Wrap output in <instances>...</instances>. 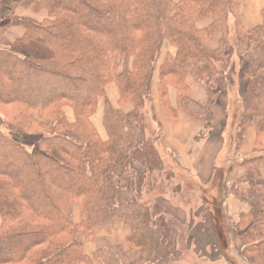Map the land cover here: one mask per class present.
<instances>
[{
  "label": "trees",
  "instance_id": "1",
  "mask_svg": "<svg viewBox=\"0 0 264 264\" xmlns=\"http://www.w3.org/2000/svg\"><path fill=\"white\" fill-rule=\"evenodd\" d=\"M7 1L9 14L0 25V264H176V225L146 198L155 190L149 178L167 172L157 114L174 123L183 112L208 127L220 86L229 91L241 80L228 57L230 19L235 46L247 45L248 74L231 126L234 151L248 126L255 142L254 155L237 163L229 195L245 208L234 226L238 258L264 264V6L260 24L245 30L236 0L0 4ZM206 19L207 26L197 27ZM15 27L23 33L9 40L5 34ZM215 35L217 48L209 52ZM187 78L204 90V105L190 98ZM109 84L116 86L118 108L105 98ZM101 98L105 140L91 121ZM127 105L131 110L124 112ZM147 107L158 132L148 131ZM37 109L46 123L35 120ZM117 221L128 231L127 248L145 252L142 263L119 245L99 248L90 258L74 239L78 230L89 240L94 228ZM215 238L228 246L226 234Z\"/></svg>",
  "mask_w": 264,
  "mask_h": 264
},
{
  "label": "crops",
  "instance_id": "2",
  "mask_svg": "<svg viewBox=\"0 0 264 264\" xmlns=\"http://www.w3.org/2000/svg\"><path fill=\"white\" fill-rule=\"evenodd\" d=\"M236 1L242 27L245 30H250L258 26L261 22L260 11L264 4L253 9L252 6L249 7L247 0L246 2L242 3H240L242 0ZM17 13L21 16H29L28 13L22 10H18ZM208 23L209 22H205L204 24L200 25V27H205L208 25ZM22 33L23 31L21 28L15 27L9 29L5 36L9 40H14L20 37ZM218 39L219 36L216 35L207 44L206 48L209 52H213L217 48ZM243 47L244 46H241L240 48L246 50V47ZM154 85L155 83L152 86V97L155 104L157 95L155 89L156 86ZM186 85L189 90L190 98L197 104L204 105L206 102V96L202 87L199 86V84L196 83L192 78L186 79ZM225 89V87L219 89V93L222 92V94L218 96L216 103L212 107L207 128L204 127L203 122L193 120L183 112L179 113L177 121L174 123L167 121L161 117V115L157 114V122L161 129V136L158 144L159 153L162 155L161 159L165 164L168 159L172 158L173 160H171L174 162L175 167L174 170H172V173L174 174V171H179L181 174H183V176L194 181L197 187L196 192L199 193V195L196 196L199 198L197 205L202 207H200L198 213L194 215V219L203 217L205 220H210L211 223H209V221L203 222L205 226L201 227V229L193 226L186 228V220L193 218L192 213L194 212V206L192 203L194 202L188 204L187 206H183L179 202L170 201L167 199L166 195H159L156 198L154 197L152 200H154L162 209H164L169 214L170 218L175 219L176 221L178 220L180 223L184 222L181 227L186 228V230L189 232V235L192 236V248H194V246L199 247L205 252L210 249V246L212 247L217 245L215 238L216 234H226V236L231 234L233 224L236 222L239 214L244 212L245 208L242 206V204H240L233 197L220 193V191H224V185L227 184L226 180H228L230 177L231 180L236 175V163L244 158L254 155L255 131L252 127L248 126L246 128L240 149L237 152L234 151L236 157L235 155L234 157L229 156L227 164L221 162L223 156L222 152L228 146L227 133L230 132L231 126V124H229L230 119L228 118V106L226 101L227 92L223 91ZM109 91L111 92L109 93ZM105 95L111 106L113 108H118V93L116 87L111 85L106 86ZM169 99L170 102L174 104L175 92L173 90H170L169 92ZM102 105L100 106L98 101V108L95 113L96 115L97 112L99 114L98 118H100V127L102 125ZM126 107L129 106H125L123 111L129 112L131 109L129 108L127 111H125ZM95 114L94 116H96ZM93 117L91 119L92 123ZM101 139L105 140L106 135L105 138L101 137ZM262 142L264 144V135L262 137ZM234 162L236 163L234 164ZM216 171L224 172V175L226 176L223 180L224 184L222 182L214 184L216 183ZM259 171L260 180L264 183V159L259 163ZM221 183L222 189H220L219 185ZM214 192H216V194ZM200 194L203 198L199 197ZM74 208L77 209L74 210ZM74 211H76L79 218H77V215L75 218H73ZM72 221L75 225L80 223V211L77 206H73L72 208ZM216 223H218V225ZM177 234L179 233L175 231L174 228H172L174 240ZM127 235V229L121 222L117 221L111 227L97 226L94 228L93 235L89 240L85 238L83 232L78 230L74 235V239L76 242L83 245L85 253L90 258H92L93 253L99 248L104 246L119 245L122 246L129 254L131 261L142 263L145 261V252L129 250L125 244V238ZM227 245V247H223L222 245L219 247H222V249L226 252L232 251L230 241L227 242ZM205 256L206 259H209L207 258V254H205ZM220 258L216 260H210V264H223L219 262V260H221ZM229 259L230 261L228 263L225 262L224 264H238V258L235 256H229ZM93 264L100 263L93 262Z\"/></svg>",
  "mask_w": 264,
  "mask_h": 264
},
{
  "label": "rangeland",
  "instance_id": "3",
  "mask_svg": "<svg viewBox=\"0 0 264 264\" xmlns=\"http://www.w3.org/2000/svg\"><path fill=\"white\" fill-rule=\"evenodd\" d=\"M238 1H240V0H238ZM247 1H248L249 7L252 6L253 9L264 4V0H247ZM242 2H246V0H242L240 3H242ZM236 3H237V1H236ZM9 6H10V2H8V1L6 3L0 4V17H1L0 25L8 17ZM205 22H209L208 19L199 22L197 24V27H200V25L204 24ZM229 25H230V34H229L230 46H229V50H228V57H229L230 61L235 65V67H236L235 69H237V71L240 73V76H241L240 82L237 83L233 88H231V90H229V91L226 89L223 90V91L227 92L226 101H227V106H228V118L230 119L229 124H231V126L233 127L232 122L234 121L233 119L236 115L237 103L239 101V97H240L242 88L244 87L246 79L248 77V74H247V58H246L247 45L242 44V45L235 46V44H234V32H233L234 31L233 20L230 19ZM241 46L246 47V50H243L242 48H240ZM110 85L115 86L114 84H109L108 86H110ZM220 88L222 89V88H224V86H220ZM110 92L111 91H109V93ZM218 94L219 95H217V98H218V96H220V94H222V92H220ZM105 98H106V95H105ZM102 104H103V100L99 99V105L101 106ZM155 104L157 105V99L155 101ZM127 106H129V107H126L125 111H127L129 108L131 109L130 105H127ZM102 107H103V105H102ZM146 110H147V114H146L147 120L146 121H147V127H148L149 133L150 132L151 133L158 132V131H156V129H157L156 123L151 121L150 112H148V107ZM64 111H65V114L67 116V119L69 121H72L73 116H72L71 110L68 108H65ZM1 113H3V115H5L3 111H1ZM98 115L99 114L97 112V115L93 117V123H94V126H95L96 130L98 131L99 135H101L102 138H105V133L103 131L102 125H101V127L99 125V122H100L99 119L100 118H98ZM161 117H163V116H161ZM34 118L39 123H46L47 122L44 119V117L41 114L39 109L34 111ZM231 126H230V132L227 133V135H228V138H227L228 146L222 152L223 156L221 159V162L226 163V164L229 160V156L234 157V155H235L234 145L232 142L233 131L231 130ZM29 142H32V140H29ZM160 156H162V155H160ZM235 157H236V155H235ZM171 159H168L166 161V163L164 164V166L166 168L165 170L167 171L166 175L162 174V175H160L161 177L154 176V177L149 178V180H151L150 186L151 185L154 186L155 190L151 194H149V196L147 195L146 198H148L150 200V199H153L154 197L156 198L159 195H164V196L166 195L167 199H169L170 201L179 202L183 206H185V205L187 206L188 204L194 202V203H192L194 206V207L192 206L193 210H194V212L192 213L193 218H189L188 220H186L185 227L190 228L191 226H193V227H197V228L201 229V227L205 226L203 224V222L209 221V223H211V221L205 220V218H203V217L194 219V215L196 213H198V211L201 207V206L197 205L198 199H199L196 197L197 195H199V193L196 192L197 187H196L194 181L183 176V174H181L179 171H174V174L172 173V170H174L175 167H174V162H172L173 159L172 160ZM235 163L236 162H234V164ZM237 163H236V166H237ZM225 177L226 176L224 175L223 171H216V177H215L216 183H214V184H218L220 182L223 183V180L225 179ZM230 178H228V180H226L227 184L224 185V191L223 190L220 191V193L228 195V196H230L229 194H230L232 187H233V181L232 180L234 177L231 180H230ZM222 183L219 184L220 189H222ZM214 193L216 194V192H214ZM199 197H202L201 194ZM74 206H77V205H74ZM76 209L77 208H74V210H76ZM76 215H77V213H76V211H74L73 212V218H75ZM77 218H79L78 215H77ZM238 218H239V216H238ZM238 218H237V220H238ZM237 220L232 226L231 234L226 236L228 241H230L231 246L235 242L236 249L234 248V250H233V247H235L233 245L232 251L226 252L225 250L222 249V247H219L220 242H219L218 238H216V242H217L218 246L217 245L216 246L214 245L212 247L210 246V249L207 252H205L203 249H200L199 247L194 246V248H192V246H191V243H193L192 238H191L192 236L189 235V232L186 230V228L181 227L184 222L180 223L178 220L176 221L175 219H172V223H174L177 227L176 228L174 225H172V228H174V230L179 233L175 236V240L173 239L174 253H175V255H177L175 262L178 264H210V260H216V259H219L220 257H222V258H220L221 260H219V262L224 264L225 262L228 263L230 261L229 256H232V257L235 256L236 258H238L239 246H238V241H237V238L235 235L236 231L234 230V226L237 223ZM216 224L218 225V223H216ZM190 239H191V241H190ZM216 242H215V244H216ZM221 245H222V242H221ZM205 254L208 255L207 258H209V259H206ZM237 263L238 264H244L239 258H238ZM211 264H216V263H211Z\"/></svg>",
  "mask_w": 264,
  "mask_h": 264
}]
</instances>
